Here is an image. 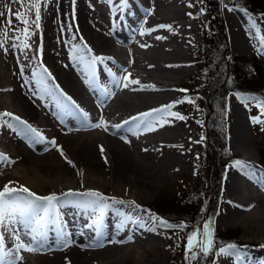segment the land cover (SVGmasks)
Returning <instances> with one entry per match:
<instances>
[{"label": "bare ground", "instance_id": "bare-ground-1", "mask_svg": "<svg viewBox=\"0 0 264 264\" xmlns=\"http://www.w3.org/2000/svg\"><path fill=\"white\" fill-rule=\"evenodd\" d=\"M148 2L147 11L151 14L139 25L138 36L120 43V25H123L121 28L129 26V16L136 14L134 5L140 8L139 0H128L123 11L119 10L120 0H113L112 4L106 0H75L74 14L72 0H46V3L42 0L40 29L33 24L30 38L23 34L20 21L16 36L4 38L0 29V44H3L0 47V113H12L43 137L36 142L31 134L20 132L24 124L12 120L16 128L13 130L4 123L11 118L0 120V153L14 161L10 165L0 164V189L12 182L13 187L25 186L40 197L55 194L62 203L55 227L65 234L64 243L71 241L70 246L62 247L56 241L55 228L49 226L45 246L35 252L21 250L18 255L22 259L16 264H165V245L170 235L166 229L146 222L148 214L142 205L148 195L196 158L198 141L191 131L192 123L176 107L178 104L171 111L186 119L167 117L169 122L163 126L157 124L155 130L138 128L135 121L129 124L124 121L176 102L170 82L186 75L189 63L184 61L183 52L195 44L196 35L192 23L182 14L185 11L182 6L191 0ZM6 16H0L2 25ZM26 16L34 20V10ZM239 26L238 29L231 22L229 25L234 50L242 46L239 32L250 33L247 25L239 22ZM24 43L30 47L24 48ZM85 44L92 55L106 58L103 64H96L94 81L78 62V56L87 52ZM41 45L42 54L38 51ZM105 67L111 69L119 85H109L106 79H112L113 75ZM44 68L51 73L48 86L56 90L61 103L40 89L38 80ZM122 77L127 79L121 80ZM131 80L139 83H130ZM65 97H71L75 105ZM65 104L70 110L65 109ZM83 113L88 114L86 119ZM229 123L232 143H236L241 139L242 124L232 104ZM96 124L100 127H95ZM117 125L121 127L118 129ZM255 167L264 170L256 164ZM236 176V169L230 167L220 219H236L246 224L247 234L262 235L264 188L258 183L256 187L242 186ZM90 190L124 202L113 203L109 199L100 238L104 247L88 246L95 235L89 225L96 214L84 206L91 198L81 194ZM131 202L141 206L140 209ZM127 216L143 219L146 226L129 223L121 229ZM153 227L154 230H149ZM251 236L248 234V242L253 244ZM112 240L127 242L109 243ZM5 244L6 251H14V241L7 232ZM262 245L264 239L258 241V248H242L246 253L244 264H264ZM216 264H233V261L221 257Z\"/></svg>", "mask_w": 264, "mask_h": 264}, {"label": "rangeland", "instance_id": "rangeland-1", "mask_svg": "<svg viewBox=\"0 0 264 264\" xmlns=\"http://www.w3.org/2000/svg\"><path fill=\"white\" fill-rule=\"evenodd\" d=\"M191 1L192 4L190 3L182 6L184 7L182 9L185 10L182 14L186 17V21L190 24L192 23V26L194 27L196 35L195 44L190 45L187 47V50L183 52V55H185L184 61L186 64L189 63L185 68L186 75L183 77L181 75V77H176L173 79L174 81L171 80L170 84L172 83L171 93L174 94L176 101L185 100L186 97L191 98L194 101V103L186 101L183 103H177L178 106L176 107L182 114H185L187 119H189L192 123L191 131H193L197 138V148L199 149L196 154V158H194V160L190 163L191 165L188 164V166L184 168L185 170H180L181 172L179 171L175 173V175L171 176L172 178H170L166 184L158 188L156 192L148 195V199L146 198L145 201L146 204L144 203V206L142 205L143 210L147 214L149 212L151 214H155L171 224L186 222L188 225V227L183 230L166 229L170 236L168 237L167 244L165 245V264H185L184 245L186 243V234L191 232L197 225L202 226L204 222L209 220V218L214 219L215 222L214 240L218 241L220 238L221 242L222 240L224 241L221 245L220 243H216L217 248L227 244L246 246V248H258V241L264 239V234H251L249 232L248 234L252 235L251 237L255 241H253V244L249 243L248 241L250 238L245 232L246 224L242 225V223H239L236 219L223 220L220 219L219 216L228 169L232 167L233 162L240 159L241 161L249 162L255 166V164H258V160H260L259 151H261L262 155H264V130H262L264 125L253 124L250 119L251 117L259 115V109L256 106L257 102L250 100L248 101V106L246 107L245 103L241 102V100L237 98V93L256 96V94L252 91V86L255 85L254 80H256V77L252 76V73L241 76V78L236 76L235 78L232 77L229 79L228 85L226 86L228 89L225 98L224 113L225 149H219V153L216 148L213 149L212 144L216 138L213 136L211 138L209 136V134L211 135L210 130L209 133L206 130L207 124L212 122L209 117V100L212 94L217 92L216 90H211L214 73V65L212 63L214 59H220V62H218L224 69H222L223 72L220 73L222 77L226 69L225 60L230 54L236 56H246L249 59H253L262 65V71L264 72V54L257 51L255 45H257L258 42L253 35L257 29H259L261 35H264V13L256 15L254 12L237 5L233 0H225L227 7L221 3V0H203V2H201V0ZM139 4L140 8L136 4L134 5L136 7V14L132 17L129 16L130 24L126 27L128 28L126 30L127 33L125 32L126 28H121L123 27L121 23L119 31L121 38L119 41L117 40L119 43L127 40L128 38L133 40L137 37L140 31L139 27L143 21L147 19V16L149 18V15H147V8L149 7L148 0H139ZM228 8H234L235 10L229 11ZM222 9H224V12ZM241 10L246 11L248 15L243 13ZM2 12L7 15L4 25H2L3 22L0 19L2 37L5 38V35H3L4 31H7L6 37L9 35L16 36L18 20L15 19L14 13L26 12L28 14L27 1L0 0V13ZM126 14L127 13H124V16L127 17ZM25 18H27V16ZM228 19L231 24H233L236 28L238 27V29L240 27L239 22L243 25H247L250 29V33L247 31L244 33L241 31L239 32V38L242 42V46L239 50H234L232 48L229 28L230 22ZM8 20L12 21L11 26L7 24ZM253 23H255L256 28L252 27ZM19 26L21 28L24 27L21 23ZM137 26L139 29L136 28ZM136 29L138 31H136ZM124 46L126 47L127 44L125 43ZM212 55H215L216 58ZM106 81L110 86L115 85L112 82L113 78L106 79ZM262 83L264 84V81ZM181 89H185L187 91H179ZM230 104H232L236 109L240 125H243L240 126L239 130V138H241L238 141L239 143H232L231 140V126L229 123ZM240 141L242 142L241 144ZM205 142L211 148V155H209V159L207 160H205L207 157L204 158V152H206ZM232 147L235 149H232ZM222 150L226 151V153H223V156L220 154ZM231 155H233L231 161H225V164H227L220 167L219 160H222V158L227 160ZM255 172L257 176L264 177V173L256 167ZM236 174V177L239 178L242 186H257L256 182L252 181V179L250 181V179L241 172L236 170ZM187 195L190 196V199H188L190 201L187 200ZM213 201L216 203V210L213 208ZM160 210L169 212L175 211L171 213H176V215H180L179 213H187V215L193 214L195 215L196 222H190L180 218L169 220L158 214V211ZM212 212L214 213V216H212ZM252 216L253 215L250 217L252 218ZM146 222L148 223L150 221ZM193 264H196V262H193ZM200 264H210V262L201 261Z\"/></svg>", "mask_w": 264, "mask_h": 264}, {"label": "snow or ice", "instance_id": "snow-or-ice-1", "mask_svg": "<svg viewBox=\"0 0 264 264\" xmlns=\"http://www.w3.org/2000/svg\"><path fill=\"white\" fill-rule=\"evenodd\" d=\"M46 3V0H44ZM107 3L112 4L113 0H106ZM203 2V0H201ZM73 3V14L75 12V0H72ZM221 3L227 7L225 0H221ZM41 4L42 0H27L28 12L34 10V20L26 19L27 13L25 12H15V19L20 21L24 27L22 32L25 37H31L33 35L31 28L32 25H35L36 29H40L41 21ZM128 6V0H120L119 10L123 11ZM229 11H234V8H228ZM115 12L116 9H113ZM148 14H151L149 12ZM3 13H0V16H3ZM191 15V14H189ZM7 24L11 26L12 21L8 20ZM69 27H71L69 25ZM160 27H170L161 25ZM253 28H256L255 23L252 24ZM63 30V29H62ZM7 35V31L3 33ZM254 38L257 40V51L261 54H264V35L260 34L259 29L253 34ZM161 39V37H157ZM13 47H18V45L13 44ZM0 47H3V44H0ZM24 48L30 47L27 43L23 44ZM84 48L87 49L86 53L80 54L78 56V62L85 66V69L89 72L92 77V80H95V66L97 63L103 64L106 58L94 56L91 54V49L84 45ZM42 54V45L38 50ZM105 71L109 72L110 75H113V83L119 85L120 81L116 80L114 74L111 73V69L105 67ZM23 72V69H21ZM36 76V73H33V77ZM41 78L38 80L41 91L47 93L49 96H52L57 99L58 103H61L59 97L56 95V90L49 87L47 80L51 78V73L48 72L46 68L43 69L40 74ZM127 79V77H122L121 80ZM130 83L137 84L139 83L136 80H131ZM125 88L128 87V84L123 85ZM58 85L56 88L58 89ZM153 90L154 89V86ZM179 91L186 92L187 90L181 89ZM63 95V93H61ZM237 98L241 102L245 103V106H248V101H256V106L259 109V115L256 117H251V122L253 124H262L264 125V98H257L254 95H244L237 93ZM70 104L75 105V101H72L71 97H65ZM194 103L191 98H185L182 101H176L172 104L162 106L158 109H152L146 113H140L138 116L131 117L130 120L124 121V124H129L133 121L137 122L136 127L140 128L141 126L147 130H155L157 124L163 126V123H168L167 117H173L175 119L185 120L186 117L183 115L172 112L171 109L175 107L177 103L183 102ZM65 109L70 110L67 104L64 105ZM83 118H87V113H83ZM4 117L11 118L10 120L4 121V123L16 130L15 125L11 122L15 120L20 124H24L25 127L20 129V132L23 134H31L32 138L36 142H40L43 137L32 128L30 125H27L26 122L21 121L19 117L14 116L12 113H0V120H3ZM95 127H100V124H96ZM118 129L120 125L116 126ZM131 131V129H128ZM264 130V128H262ZM123 138V137H122ZM203 139V137H202ZM128 142V141H126ZM55 145V141L51 142ZM61 155L64 153L62 149L60 150ZM101 153L103 154V148H101ZM66 159V157H65ZM105 162H107L105 158ZM14 161L11 160L4 153H0V164H12ZM68 163L71 165L72 162L69 160ZM74 166V165H73ZM232 167L236 168L237 171L241 172L249 179L254 180L256 183L260 184L261 188H264V177L256 175L255 166L249 162L236 160L233 162ZM264 171V170H262ZM70 195L72 193H69ZM81 195L88 196L91 199L84 202V206L90 209L94 214H96V219L93 220L92 224L89 225L95 233L92 238V244L88 245L91 247H104L103 241L100 239L102 236V220L105 215L106 210L110 207L109 199L113 203H124L123 201H116L115 198H105L102 193L94 190H90ZM136 209H140L141 206L135 205V202H131ZM62 206L61 201L55 194L49 196L40 197L36 193L32 192L25 186H20L19 188L13 187L12 182L6 184L2 189H0V264H16L18 260H21L22 257L18 254L21 250L35 252L40 250L45 246L47 241V229L49 226H53L57 232L56 241L61 244L62 247L70 246L71 241L64 243V233L63 231L55 227L59 219L58 209ZM147 220L153 222L154 227L158 226L164 229H173V230H183L188 227L186 222L180 224H171L168 221L151 214L150 212L147 215ZM129 223L136 224L138 227H145L146 222L143 219H134L131 216H127L121 223V229L126 227ZM214 219L209 218L202 226L197 225L193 230L186 234L185 236V245H184V259L185 264H200L201 261H209L210 264H216V260L221 257H228L232 259L233 264H244V257L246 253L242 248L246 246H237L235 244H227L219 248L216 247V242L214 240ZM154 227L149 230H154ZM9 233L11 238L14 241V251L7 250L5 244V233ZM23 234V235H21ZM131 240V236L128 237V241ZM127 241H116L112 240L109 243H125ZM261 247H264L262 245Z\"/></svg>", "mask_w": 264, "mask_h": 264}, {"label": "trees", "instance_id": "trees-1", "mask_svg": "<svg viewBox=\"0 0 264 264\" xmlns=\"http://www.w3.org/2000/svg\"><path fill=\"white\" fill-rule=\"evenodd\" d=\"M237 5L243 6L244 8L250 10L251 12H254L255 14H263L264 13V0H233ZM215 57V55H212ZM216 58V57H215ZM220 58V57H219ZM220 60V59H219ZM219 60L214 59L213 61V80H212V88L211 90H216L217 92H214L209 100V108H210V119L212 122L207 124V131L209 133V130L211 132V135L209 136L212 138L215 137L214 143L212 144V148H216V150L219 153V149H225V143H224V134H225V124H224V113H225V98L227 94V85L230 78L239 77L244 75L251 74L252 76L256 77V80H254V86H252V91L256 94L257 98H264V84L262 83L264 81V72L262 71V65L254 61L253 59H249L246 56H236V55H229L226 61V69L223 77L221 76V72H223V67L220 66ZM219 61V62H218ZM223 69V70H222ZM244 90V89H243ZM246 91V90H244ZM205 157H207L205 160L209 159V155H211V148L208 144L205 143ZM261 150V149H260ZM226 153V151L222 150L220 154ZM260 154V162L264 164V155H262V152L259 151ZM233 155L229 157V159L225 160L222 158V160H219V165L222 167L225 164V161L228 162L232 159ZM220 190V189H219ZM217 194V193H216ZM190 196L187 195V200L190 199ZM190 201V200H188ZM216 203L213 201V208H215ZM208 208V206H207ZM175 212V211H171ZM169 211H163L160 210L158 213L168 219H182L187 220L190 222H196L195 221V215H187V213H179L180 215H176V213H171ZM181 212V211H179ZM212 216H214V213L212 212ZM216 243H224V241L219 238L218 241H215Z\"/></svg>", "mask_w": 264, "mask_h": 264}]
</instances>
